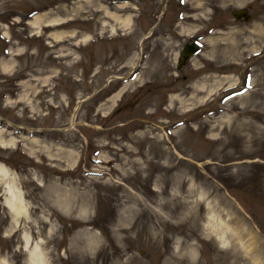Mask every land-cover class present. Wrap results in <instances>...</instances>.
I'll use <instances>...</instances> for the list:
<instances>
[{"label": "rangeland", "instance_id": "rangeland-1", "mask_svg": "<svg viewBox=\"0 0 264 264\" xmlns=\"http://www.w3.org/2000/svg\"><path fill=\"white\" fill-rule=\"evenodd\" d=\"M0 63V264H264V0H0Z\"/></svg>", "mask_w": 264, "mask_h": 264}, {"label": "bare ground", "instance_id": "bare-ground-1", "mask_svg": "<svg viewBox=\"0 0 264 264\" xmlns=\"http://www.w3.org/2000/svg\"><path fill=\"white\" fill-rule=\"evenodd\" d=\"M114 16L118 17L117 15H114ZM124 21L126 23H130L131 22L130 16L126 17ZM45 22H48L46 23L48 27H51V26L54 27V24L61 23L59 19H51L48 21L45 14L37 16L36 19L32 21L33 24L40 25V26H43V24L45 26L46 25ZM61 34L62 33H60V35H57V36L62 37ZM2 63L4 64L5 69H9L12 66L11 63H8L7 61H3ZM116 96L112 98V101L116 100ZM74 124L75 122H73V125ZM0 173H1V179H4L7 192L11 194V195L9 194V196L6 197L5 204L9 207V209H11V212L13 213L15 217L26 216L28 213V209H27L25 200L23 198L22 190L16 185L15 183L16 180L12 176L10 169L0 163ZM30 263L31 264H48L47 261L43 257H41L39 252L37 253L35 251L31 254Z\"/></svg>", "mask_w": 264, "mask_h": 264}, {"label": "water", "instance_id": "water-1", "mask_svg": "<svg viewBox=\"0 0 264 264\" xmlns=\"http://www.w3.org/2000/svg\"><path fill=\"white\" fill-rule=\"evenodd\" d=\"M235 14L238 16V17H241L243 14H246V11L245 10H241V11H235ZM249 18V17H247ZM194 48H192L190 51H187L186 52V55H188L189 53L191 52H194Z\"/></svg>", "mask_w": 264, "mask_h": 264}]
</instances>
